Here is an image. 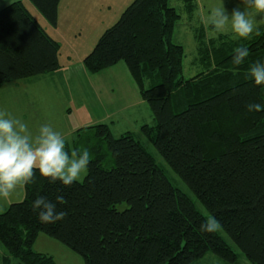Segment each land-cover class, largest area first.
I'll use <instances>...</instances> for the list:
<instances>
[{"label":"trees","instance_id":"1","mask_svg":"<svg viewBox=\"0 0 264 264\" xmlns=\"http://www.w3.org/2000/svg\"><path fill=\"white\" fill-rule=\"evenodd\" d=\"M53 25L61 0H29ZM171 0H133L100 36L83 60L90 74L123 62L153 122L141 133L219 221L238 247L218 234L202 233L206 219L192 199L176 188L141 140L126 132L115 137L107 123L79 128L74 148L87 147L91 162L83 182L49 183L37 172L25 184L23 201L0 213L3 264H56L33 250L40 233L61 242L85 264H201L213 254L226 264L243 256L264 264V86L248 76L264 62V25L246 39L220 35L210 51L200 47L205 70L184 78V47L173 42L181 15ZM197 0H184L194 12ZM60 44L22 1L0 10V87L60 71ZM248 49L237 66L234 50ZM67 150V148H66ZM69 152L71 150L68 149ZM67 213L43 224L32 211L40 195Z\"/></svg>","mask_w":264,"mask_h":264},{"label":"rangeland","instance_id":"2","mask_svg":"<svg viewBox=\"0 0 264 264\" xmlns=\"http://www.w3.org/2000/svg\"><path fill=\"white\" fill-rule=\"evenodd\" d=\"M23 2L60 44L58 57L62 67L56 74L3 84L0 87V111L27 123L33 139L38 135L40 125H50L63 135L67 150L72 151L79 128L99 124L101 121L97 122L96 116L115 110L112 118L104 121L110 125L112 134L115 137L126 132L141 134L142 142L171 183L188 195L202 214L207 218L211 217L208 209L186 182L141 133L144 122L152 124L148 120L152 113L148 104L140 97L126 65L121 62L98 74H90L84 68V58L92 51L103 32L117 22L133 0H61L56 25L51 24L29 0ZM219 4L220 0H197L194 12L189 13L184 0L170 1V6L176 8L181 15L173 42L184 47V78H191L205 70V65L199 62L202 45L210 51V41L220 35L239 38L230 29L217 33L207 24L210 9ZM223 4L229 13L237 7L243 10L240 0H223ZM252 11L256 16L255 31L264 25V14ZM97 99L101 104H97ZM86 175L87 170L77 181L83 182ZM22 191L23 197L20 198L18 196ZM24 196L25 184L19 185L9 196V200H13L11 204L21 202ZM217 232L234 251L240 253L221 226ZM33 250L52 256L56 264H85L81 255L43 233L37 236ZM201 262L226 264L213 254L207 255ZM236 264L251 263L241 256Z\"/></svg>","mask_w":264,"mask_h":264},{"label":"clouds","instance_id":"3","mask_svg":"<svg viewBox=\"0 0 264 264\" xmlns=\"http://www.w3.org/2000/svg\"><path fill=\"white\" fill-rule=\"evenodd\" d=\"M239 7L230 13L224 7L223 0L207 15V24L217 33L230 29L237 37L246 39L255 29L256 14H264V0H240ZM248 49L238 47L234 50L232 63L241 65L248 57ZM248 76L255 85L264 86V62L252 64ZM249 112L264 111V104L248 103ZM91 162L87 147L69 152L63 135L48 124L38 128V135L33 139L29 126L21 119L0 111V197L7 198L19 185L32 182L38 172L49 183L59 182L71 187L80 175L88 169ZM66 203L63 195L57 194L55 201L40 195L32 201L31 209L43 224H55L65 218L67 213L59 210L57 204ZM220 227L215 216L206 219L200 225L202 233H215Z\"/></svg>","mask_w":264,"mask_h":264},{"label":"crops","instance_id":"4","mask_svg":"<svg viewBox=\"0 0 264 264\" xmlns=\"http://www.w3.org/2000/svg\"><path fill=\"white\" fill-rule=\"evenodd\" d=\"M17 1H24V0H0V10H2L3 8L7 7L8 5L14 3V2H17ZM24 3V2H23ZM27 7V6H26ZM32 13V12H31ZM37 19V18H36ZM46 31L47 29L45 27H43ZM48 32V31H47ZM49 34V33H48ZM50 35V34H49ZM51 36V35H50ZM52 37V36H51ZM53 38V37H52ZM55 39V38H54ZM56 40V39H55ZM57 41V40H56ZM128 70V69H127ZM60 72V71H59ZM57 72V73H59ZM129 72V71H128ZM56 74V73H55ZM61 75V73H60ZM138 90V89H137ZM139 92V91H138ZM140 95V94H139ZM141 97V96H140ZM97 104H101L100 101L97 99ZM139 105H141L142 103H138ZM115 112V110L113 111H110V112H107L105 114H103L102 116H96V120L97 122H102L105 123L104 121H106L107 119H111V115H113V113ZM148 120L152 123L153 122V119H152V116L148 118ZM100 122V123H101ZM146 124V122H144V125ZM150 125V124H148ZM23 185V184H22ZM20 198L23 197V191L21 192L20 196H18ZM17 197V198H18ZM25 197V196H24ZM19 198V199H20ZM9 196L7 198H3V197H0V213H2L3 211H6L7 208L11 205L12 201L13 200H9ZM5 256V249L3 248V246L0 244V264H3V257Z\"/></svg>","mask_w":264,"mask_h":264}]
</instances>
